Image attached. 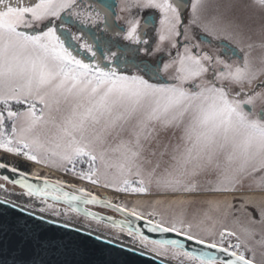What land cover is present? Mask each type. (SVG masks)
Returning a JSON list of instances; mask_svg holds the SVG:
<instances>
[{
    "label": "snow or ice",
    "instance_id": "obj_1",
    "mask_svg": "<svg viewBox=\"0 0 264 264\" xmlns=\"http://www.w3.org/2000/svg\"><path fill=\"white\" fill-rule=\"evenodd\" d=\"M134 9L0 0V206L156 264H264V0Z\"/></svg>",
    "mask_w": 264,
    "mask_h": 264
},
{
    "label": "water",
    "instance_id": "obj_2",
    "mask_svg": "<svg viewBox=\"0 0 264 264\" xmlns=\"http://www.w3.org/2000/svg\"><path fill=\"white\" fill-rule=\"evenodd\" d=\"M0 174L12 175L4 170H0ZM90 210L97 212L91 206ZM118 215L115 219H123L122 215ZM34 224L39 222L0 206V264H41L42 261L43 264H156L151 256L121 251L83 234L47 224L33 228ZM149 235L153 239L176 238L173 235ZM187 246L190 250L200 247L191 242H187ZM167 264L175 263L167 260Z\"/></svg>",
    "mask_w": 264,
    "mask_h": 264
},
{
    "label": "flooded vegetation",
    "instance_id": "obj_3",
    "mask_svg": "<svg viewBox=\"0 0 264 264\" xmlns=\"http://www.w3.org/2000/svg\"><path fill=\"white\" fill-rule=\"evenodd\" d=\"M102 2L105 4L113 5L115 7V13L114 14L122 17L121 20L115 22L116 26L119 27L120 29H126V27H127V25L125 23L126 20H130V19H134V18H140L141 25L143 26V24L145 23V18H154L156 15V14L152 13V10L140 11V10L134 9L131 13L121 11V8L123 7V5L125 3V0H102ZM183 3L188 4V3H190V0H183ZM184 11H185V14L187 15L188 9H185ZM98 34L101 36L106 35L105 33H102V32H98ZM109 39H111V37H109ZM117 43L125 45V44H127V41H124L122 39L117 38ZM140 58L143 59L144 57H140ZM155 59H156L155 57L151 58L152 62H154ZM93 209H97V208H93ZM104 210H106V209H104ZM107 211H109V210H107ZM109 212H111V211H109Z\"/></svg>",
    "mask_w": 264,
    "mask_h": 264
},
{
    "label": "rangeland",
    "instance_id": "obj_4",
    "mask_svg": "<svg viewBox=\"0 0 264 264\" xmlns=\"http://www.w3.org/2000/svg\"><path fill=\"white\" fill-rule=\"evenodd\" d=\"M237 2H239V0H237ZM240 15L242 16V18H247L248 13L245 12V13H241ZM256 24H257V26L259 25V20L258 19L256 21ZM13 162L16 163V160L13 159L12 163ZM23 165L28 169L27 165H25L24 163H23ZM40 171H41V174H43V175H51L53 178H56V175L54 173H49L47 170H44V169H41ZM62 178L68 179L70 183H77L78 185L85 186V187H88V188L92 189L91 185H84L83 182L75 181L71 177H62ZM0 183H4V182L0 181ZM6 187L8 188L9 192H15V193L22 192V189H20L19 187H14L12 185H6ZM92 190L93 191H97L96 189H92ZM5 195H6V193H4L3 191H0V197H4ZM118 199H119V197H115L114 198V202H118ZM21 202H23V201H21ZM94 210H96L99 213L112 216L114 218L118 217V215L116 213L109 212V211L104 210V209L97 208V209H94ZM76 220H77V222H79L81 224H85V225L89 223V221L85 220L82 216L76 217ZM106 231H108V230L106 229ZM257 259L258 260L260 259V253L259 252L257 253ZM167 260L170 261L171 263L173 262V263L177 264V262L175 260H173V259L168 258Z\"/></svg>",
    "mask_w": 264,
    "mask_h": 264
},
{
    "label": "trees",
    "instance_id": "obj_5",
    "mask_svg": "<svg viewBox=\"0 0 264 264\" xmlns=\"http://www.w3.org/2000/svg\"><path fill=\"white\" fill-rule=\"evenodd\" d=\"M13 163H14V164H17V166L20 167V168H22L23 170H28V169L23 165L22 162H18V161H16V163H15V162H13Z\"/></svg>",
    "mask_w": 264,
    "mask_h": 264
},
{
    "label": "bare ground",
    "instance_id": "obj_6",
    "mask_svg": "<svg viewBox=\"0 0 264 264\" xmlns=\"http://www.w3.org/2000/svg\"><path fill=\"white\" fill-rule=\"evenodd\" d=\"M0 198H2V197H0ZM81 224V223H80ZM82 225H85V224H82Z\"/></svg>",
    "mask_w": 264,
    "mask_h": 264
}]
</instances>
